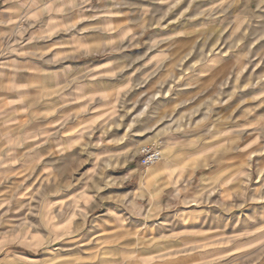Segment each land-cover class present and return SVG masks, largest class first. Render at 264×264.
Segmentation results:
<instances>
[{
	"label": "rangeland",
	"instance_id": "1",
	"mask_svg": "<svg viewBox=\"0 0 264 264\" xmlns=\"http://www.w3.org/2000/svg\"><path fill=\"white\" fill-rule=\"evenodd\" d=\"M26 2L0 0V264H140L177 236L197 264H264V0H117L130 28L81 53L31 37ZM24 54L39 77L9 72ZM119 85L105 123L69 101Z\"/></svg>",
	"mask_w": 264,
	"mask_h": 264
},
{
	"label": "crops",
	"instance_id": "2",
	"mask_svg": "<svg viewBox=\"0 0 264 264\" xmlns=\"http://www.w3.org/2000/svg\"><path fill=\"white\" fill-rule=\"evenodd\" d=\"M116 3L117 0H53L51 2L48 0H27L22 9L26 6L30 8L27 12L28 15L25 22L26 24L33 25V27L30 28L31 37L34 39L44 37L50 39L60 33H69L65 34V37L69 40L66 42H59L56 46H59L60 50H67V48H70V50L72 49L81 53L87 52L91 49L88 44L90 37L112 36L118 34L119 31L125 27L130 28L132 24H129V22L126 24V21H123L124 17H122L123 15H120V8L117 5L118 3ZM25 46L26 45L24 44V46L21 47V50H24ZM29 57H31V55L27 57L26 54H24L22 57L18 56L14 65L8 64L9 72L12 73L14 78L21 77L25 79L28 74H33V77L40 76L39 73H37L39 71L35 73H28L27 70L31 69L27 67V59H34L35 56L31 58ZM55 57L56 56L51 55L50 53H46L43 54L41 58L48 59L55 63L57 61L55 60ZM89 64L88 65L92 68H100L102 70L106 67L104 66L105 63H100L97 60L93 62L91 61ZM80 67L78 66V68ZM77 69H75V71ZM84 69V67L81 68L83 72L85 71ZM47 71L51 73L52 78L56 79L58 78V72H60L63 76L66 75V78H69V73L73 70L71 71V69L66 66L65 68L55 70L49 66ZM78 71H80V69H78ZM18 86L24 87L21 84H18ZM129 86L130 85L112 86L111 88L113 92L111 93H108V91L105 90L103 91L102 89H96L97 87L72 88L69 94V101L71 103L85 104L86 107L95 104L99 105L96 112L100 113L97 115L100 117H98L95 122L105 123L110 114L107 112L109 105H114L115 99L120 96L122 91L128 89ZM23 90H26V88ZM160 140L162 147L167 146L163 144L164 140L161 138ZM178 172L179 171L170 174L171 177L174 179L178 176ZM121 214L128 219L132 218V215H129V213L127 216L125 215V210H123L120 215ZM110 227L113 226L110 225ZM182 252L183 240L177 236L176 241L173 242L167 249L150 253L147 257L140 255V258H138L137 261L140 264L144 263L146 259H154L157 262L159 261L158 264L198 263L197 261L191 259L190 253L184 256ZM110 263L120 264L118 260L110 261Z\"/></svg>",
	"mask_w": 264,
	"mask_h": 264
},
{
	"label": "built area",
	"instance_id": "3",
	"mask_svg": "<svg viewBox=\"0 0 264 264\" xmlns=\"http://www.w3.org/2000/svg\"><path fill=\"white\" fill-rule=\"evenodd\" d=\"M161 158V148L156 143L142 145L138 162L142 166H153Z\"/></svg>",
	"mask_w": 264,
	"mask_h": 264
},
{
	"label": "bare ground",
	"instance_id": "4",
	"mask_svg": "<svg viewBox=\"0 0 264 264\" xmlns=\"http://www.w3.org/2000/svg\"><path fill=\"white\" fill-rule=\"evenodd\" d=\"M170 168L168 169L167 167H159V166H156V167H153L151 169V173H150V177H153L154 175H158L160 173H169L170 172ZM141 182V181H140ZM143 183V182H142ZM145 184V183H143Z\"/></svg>",
	"mask_w": 264,
	"mask_h": 264
}]
</instances>
